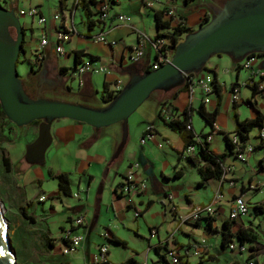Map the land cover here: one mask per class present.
<instances>
[{"label":"crops","instance_id":"1","mask_svg":"<svg viewBox=\"0 0 264 264\" xmlns=\"http://www.w3.org/2000/svg\"><path fill=\"white\" fill-rule=\"evenodd\" d=\"M13 1L2 0V6L5 8L12 6L16 9L17 5ZM74 1L66 0L60 9L59 0H52V4H49L48 7L44 6L43 0H28L27 8L36 7L39 13L46 17V21L44 25L33 24L30 17L28 23L21 24L24 34L22 53L25 57H29L44 32L47 35L48 43L42 49V59L47 68L54 72L59 67H65L68 70L74 65V52L81 51L83 53L81 58L89 54L95 57L93 60L97 63L108 66L110 73H102L100 76L101 84L104 83L106 88L110 89L115 79H120L125 83L127 71H139L154 61L155 51L151 46V41L156 35L163 38L171 51V45L181 41L185 35L181 32H173L172 29L177 22L180 20L182 27L195 30L200 26L205 14L208 13L207 5L210 3L219 4L222 0H113L109 2L106 19L101 23L94 24L90 29L86 27L81 10L74 7ZM95 7H91L93 13H95ZM19 9L26 10L25 7ZM59 10L63 13L62 22L65 24L68 20L67 17H64L66 12L72 13L70 19L77 32L63 43V54L54 51L53 43L57 21H54L51 15ZM77 10L80 13L81 27H77L74 23V14ZM162 10L164 12L160 19L166 25L157 28L154 12ZM169 11H172V15H169ZM117 15H124L125 19L123 21L116 20ZM95 17L96 14L92 16L93 19ZM100 30L105 32L107 39L116 40V44L109 46L84 37L88 33H96ZM135 47L140 48L142 53L136 61L128 62L125 55ZM263 58L264 56L256 55L247 68L239 66L236 69V62L227 55H212L207 59L204 70L197 75L209 73L214 76L212 90L204 95L198 87L194 86L192 92L182 91L173 100H170L169 104L174 107L171 112L178 115L179 118H182L183 111H188L190 130L193 134L198 136L210 132L207 146L214 155L225 151L223 134L232 135L234 132L233 112L236 113L239 120H242L253 118L256 111H259L263 114L262 127H264V78L261 77L263 69L259 68V63ZM98 74L84 73L79 77H74L70 87L73 89L87 87L91 97L96 92L95 81L100 79ZM78 80H81V83ZM250 81L255 83L254 92L249 84ZM232 88L236 89L234 100L231 98ZM217 97H219V105L211 128L204 123L196 112V108L202 103L206 111H213ZM203 98H206L205 102H203ZM160 101L168 102L163 95H155L154 113L159 119V123L144 128H151V136L145 139V143H141L144 145L140 146V152L128 153L126 163L121 168L118 165L114 174L109 176L107 174L109 169L105 170L102 186L104 188L105 181L109 178L111 199L108 204L101 202L98 205L97 217L88 221L85 212L82 211L83 202L78 201L77 205L70 206L65 201L64 195L57 192L56 187L49 193L52 198L49 212L52 214L55 211L54 201L61 205L65 211L62 224L59 225V228L62 226L60 230L77 213L83 215L84 222L76 229V232L83 236L79 249L85 252L86 264H90L91 256L96 251L97 245L101 243L107 247L108 264H122L128 258L133 259L132 264H171L167 255L164 254V258L157 255L155 247L158 245H163L162 247L166 251H173L179 261L177 264H246L248 250L254 253L258 264H264V205L262 204L264 202V165L259 164L260 158L264 155V142L259 143L257 139V127L252 128L248 133L244 146L249 144L252 146V150L244 154L243 160L237 159L233 152L227 153L222 163L224 167L222 176L201 180L193 164L182 153L184 147L182 133L172 130L158 117ZM167 114L170 113L167 111ZM50 132L51 142L47 147V150L50 148L49 158L53 160L54 157L64 160L70 158L76 170L74 172L75 177L77 175V180L76 183L71 181L69 172L65 170V163L58 165L54 163V166L51 164L46 170L47 174L48 172H66L70 180V190L73 184L78 191L89 190L96 181L94 174L89 169L98 166L99 171L109 164L106 152L95 151L93 153L87 150L98 134L96 130L85 123L59 118L52 121ZM150 141L157 144L161 153L154 155L152 144L146 146ZM159 143H161L160 147ZM115 149L116 142H113L109 145V151ZM16 162L17 171L25 172L28 165L23 161V158L20 157ZM131 162L138 163L135 177L145 180L147 184L140 194L134 196V206L132 207L135 208L127 206L125 198L113 192V188L122 181L126 167ZM33 178L36 182L39 181L38 177L34 176ZM17 179L16 183L18 182L17 185L19 184L20 187V178ZM200 181L202 183L199 185ZM82 182L84 185L79 187L80 184H83ZM216 192L220 193L221 198L216 202L215 210L211 216H201L196 221H182L193 207L206 205ZM73 193L75 192L71 190V195L67 197H71ZM96 196L99 201V193ZM168 196L171 197L168 198ZM234 196L243 197L249 205V212L236 219H229V205ZM78 197L79 195H77ZM44 200L40 202H44ZM147 203L150 204L145 208ZM254 205L258 207L254 208ZM133 209L140 211L138 216H134ZM70 213L76 214L71 216ZM100 215L102 217L101 230L96 232L100 241L96 242L93 249L86 252L87 237L91 232L93 222ZM151 229H154V233L150 236ZM238 229H244L253 234L255 240L243 242L248 247L245 252H229L223 246L221 238L224 233H229L230 240L236 242L235 232ZM104 231L108 232V236L105 238L102 236ZM129 235L134 238L132 243L127 241ZM112 237L125 241L126 247L112 241ZM57 241L59 244L56 246V241L50 239V250L61 252L60 235ZM249 247L253 249H249ZM193 248L199 250L200 256L196 257L191 253ZM112 249H119V255L114 259L112 258L114 257ZM162 252L161 248L160 253ZM60 264L70 263L63 261Z\"/></svg>","mask_w":264,"mask_h":264},{"label":"water","instance_id":"2","mask_svg":"<svg viewBox=\"0 0 264 264\" xmlns=\"http://www.w3.org/2000/svg\"><path fill=\"white\" fill-rule=\"evenodd\" d=\"M207 6L209 19L175 43L168 62L153 70L127 71V79L116 95L102 106L91 107L58 98L28 96L15 64L23 52L22 26L15 15V7L0 5V108L16 126L39 121L35 138L24 147L23 161L27 165H43L45 151L51 142V123L66 118L95 130L120 122L121 141L110 162L125 143L128 116L153 91H168L182 85L185 75L197 76L212 55L224 54L239 62L250 53L264 52V0H222ZM259 68L264 69V58ZM73 71L74 65L62 74L64 83L73 82ZM0 264H16L1 208Z\"/></svg>","mask_w":264,"mask_h":264},{"label":"rangeland","instance_id":"3","mask_svg":"<svg viewBox=\"0 0 264 264\" xmlns=\"http://www.w3.org/2000/svg\"><path fill=\"white\" fill-rule=\"evenodd\" d=\"M16 3L15 15L18 18L20 24L28 23L30 17L27 15H21L18 13L19 8L27 9L28 0H14ZM13 1V2H14ZM44 6L52 4V0H43ZM3 2L0 0V5ZM82 17V16H81ZM33 24L36 22V17L32 18ZM74 23L77 27H81L80 13L77 10L74 14ZM11 33L13 30L10 29ZM18 62L16 64V71L19 76H24L31 67V60L33 59L32 53L29 57H25L23 53L18 56ZM100 79L95 81L96 92L93 95L85 99H79L76 95L69 94H55L46 95L50 98H58L67 101L79 102L91 107H97L104 105L100 94L102 93V73L98 74ZM101 75V76H100ZM162 91H153L150 96L145 99L127 118V136L122 150L118 155L108 162V166L103 167L98 171V166L91 167L89 171L94 174L96 181L94 186L87 191L85 189H79L78 191L74 184L72 185V191L79 195L77 197L64 196L65 201L70 204V206L77 205V202H83L82 211L85 212L87 220L91 221L94 217H97L98 205L108 204L111 199V189H109L108 181H105L104 188L102 186L103 174L106 169H109L107 174L110 176L115 173L116 167L119 165L120 168L126 163L128 153L130 152H140V146L145 143L140 141L141 132L146 126L156 125L159 123V119L155 115V95H161ZM3 119L0 114V123L2 124ZM7 124V122H4ZM12 125V124H11ZM13 126V125H12ZM38 123L31 122L28 125L21 127L13 126L9 133H4V125H0V208L1 215L6 225V233L11 244V247L15 251L16 259L15 263L18 264H60L63 261H67L70 264H86L84 258L85 252L81 249L69 252L67 254H62L60 251H51L50 246L45 244L44 237L48 236L50 239L56 241V246L59 244L58 236H61L62 229L60 230L59 225L62 224V219L64 215V209L61 205L55 202V211L51 214L49 212V204L51 202V197L49 193L55 189L56 182L54 178L48 177L47 168L51 164L54 166L65 163L66 172H69V177L73 183H76L77 175L75 177V168L72 164L70 158L64 160L63 158L58 159L54 157L49 158L50 148L44 154V164L43 165H28L25 172L20 173L17 171L16 161L23 156L25 145L31 140V138L37 134ZM30 129V131H27ZM96 138L93 140L91 145L87 148L90 152H106L108 155V160L115 153L114 151H109V145L116 142V147L121 141V123L116 122L108 126H103L96 129ZM152 144V145H151ZM151 145L154 155L161 153V149L157 148V144H153L151 141L146 144ZM10 157L11 163H14L11 171H6L1 162L2 153ZM121 163V164H119ZM16 167V168H15ZM106 174V173H105ZM34 176L39 178V181L34 180ZM17 178H20V187L17 185ZM80 184L79 187L84 185ZM99 193V201H97V192ZM44 197V202L37 200L39 196ZM102 198V201H101ZM21 208L26 214L32 216V221L25 218L21 213ZM61 209H63L61 211ZM76 214V213H75ZM70 213L71 216L75 215ZM80 214V213H77ZM76 214V215H77ZM102 217L93 222L91 232L87 237L86 252L94 248L97 241L100 238L96 235L98 230H101ZM47 223V226H46ZM66 226V225H65ZM133 237H127V241L132 243ZM114 257L119 254V249H112ZM17 264V263H16Z\"/></svg>","mask_w":264,"mask_h":264},{"label":"built area","instance_id":"4","mask_svg":"<svg viewBox=\"0 0 264 264\" xmlns=\"http://www.w3.org/2000/svg\"><path fill=\"white\" fill-rule=\"evenodd\" d=\"M150 4V3H149ZM98 18L99 20L103 21L106 19L108 15V5L105 2H101L98 4ZM19 14L21 15H27L31 18L36 17V22L39 25H44L46 21V17L41 15L39 11L37 10L36 7H29L26 10H19ZM169 15H172V11H169ZM72 16V13L70 11L66 12L64 17H67V23L62 22V17L63 13L60 11H57L51 15V18L54 21H57V26L54 29V38H53V43H54V51L59 54H63V43L67 42L70 37L73 34H77L74 24L72 23V20L70 17ZM125 19L124 15H117L116 20L118 21H123ZM70 21V22H68ZM85 38L94 41V42H99V43H105L109 46H113L116 44V40L114 39H107L105 37V32L103 30L97 31L96 33H88L84 35ZM48 39L47 35L43 32L41 34V37L38 41V44L32 51L33 57L38 60V61H43L42 59V49L47 45ZM165 42L162 37L157 36L151 41V46L153 50L155 51L156 58L155 60L150 64V69H156L159 67L161 64H164L169 61L171 51L169 49L167 50L165 46ZM142 51L140 48L135 47L130 49L126 55L125 58L128 62H133L136 61L137 58L141 55ZM254 59V56L251 57H245L240 61V65L243 68H247L250 65V62ZM84 73H104V74H109L110 70L108 66L103 65L101 63H97L94 60L88 59L86 57L80 59V61L74 65V71H73V76L74 77H79L80 75ZM264 74V71H263ZM186 80H188V76L185 75ZM194 76L192 77V79ZM79 83H81V80H78ZM253 81H250L249 84H253ZM124 84L123 81L120 79H115L112 82V86L110 89H108V92H110L112 95H116V93L121 89L122 85ZM194 86L198 87L204 95H207L211 90H212V76L209 73L202 74L200 76H196L194 80L188 85L187 92H192V89ZM235 88H232V100L235 99ZM206 101V98H203V102ZM160 114L164 117L165 120H170L171 117L167 114L165 111V108H160ZM186 128L189 129L191 128L190 125H186ZM151 136V133H147L146 135L140 137V141L144 142L146 138H149ZM210 135H207L205 140H209ZM194 140L198 141L199 138L198 136H194ZM257 139L259 143L264 142V127H260L257 131ZM231 141L233 143H236L237 145V140L235 136H231ZM158 146H161V143L158 144ZM252 150L251 145H245L244 149L240 150L238 148V145L235 146V151H236V158L239 160L244 159V154L248 151ZM195 151V147L193 144H188L187 146L183 147L182 153L185 156H191L193 155ZM260 161L264 163V155L260 158ZM138 168V163L137 162H131L128 164L126 167V170L122 176V181L120 185L117 187L116 192L123 196L125 198L126 204L129 205L130 207L134 206V196L140 194L147 186L146 181L143 179H138L135 177V170ZM254 187V186H252ZM72 196L77 197L76 193H73ZM171 196H168L170 198ZM221 198L220 193L216 192L212 199L203 206H196L193 207L192 211L185 215L182 219V221L185 220H191L195 221L199 216H211L212 213L215 210L216 202ZM38 201H43L44 197L39 196L37 198ZM264 204V202H262ZM135 208V207H132ZM134 211V216H138L139 210L133 209ZM249 211L248 204L245 202L242 196H234L230 202L229 205V213H228V218L229 219H236L240 216L247 215ZM84 222V217L83 215L77 214L74 217L70 218L66 224L62 228L61 236L60 239L62 240V247H61V252L63 254H67L72 251H76L80 246L81 242L83 239L82 234L76 232V229L79 228ZM154 229L150 230V236L153 235ZM102 236L107 237L108 232L104 231L102 233ZM226 249L229 252H245L248 250V247L239 241L233 242L229 241L226 245ZM249 251V255H252V257H248L246 259V264H258L257 261L255 260V256H253V252ZM191 253L198 257L200 256V252L197 248H193ZM167 256L169 257L171 263L177 264L178 259L176 254L168 250L167 251ZM107 247L105 244L101 243L97 245L96 251L94 254L91 256V262L90 264H105L107 263Z\"/></svg>","mask_w":264,"mask_h":264},{"label":"trees","instance_id":"5","mask_svg":"<svg viewBox=\"0 0 264 264\" xmlns=\"http://www.w3.org/2000/svg\"><path fill=\"white\" fill-rule=\"evenodd\" d=\"M65 1L66 0H59V8L60 9H62ZM111 1H113V0H75L73 5L75 8H79L81 10L82 16L84 18V22L86 24V27H87V29H90V28H92V26L94 24L102 22L98 18V14H99L98 4L101 2H105V3H107L108 9H109V2H111ZM185 1H190V0H185ZM91 7L92 8L95 7V13L92 12ZM59 11L62 12L61 10H59ZM163 12H164V10H162L160 12H154L157 28L166 25V23L164 21H161V19H160V16L163 14ZM95 14H96V17H95V19H93L92 16H94ZM208 19H209V14L206 13L205 16L203 17L200 25H203L204 23H206V21ZM172 30H173V32H181L184 34H187V33L192 31L186 27H182L180 20H179V22H177L176 26H174ZM157 36H160V35H156L155 37H157ZM174 45H175V43L171 45V48H172L171 52L173 51ZM164 47L168 50L169 46L165 45ZM82 55H83V53L81 51H75L74 52V65L77 64L80 61V59H82L81 58ZM256 55L264 56V52L263 53H250L246 57H251V56L255 57ZM91 56L92 55L88 54V56L86 58L91 59V60L95 59L94 56H92V57ZM154 56H155L154 57V60H155L156 54ZM235 64H236V69H238L239 66H241L240 61L236 62ZM148 68H150V65H146V67L144 69L148 70ZM66 70L67 69L65 67H59L57 72H59L60 74H63L66 72ZM263 71H264V69H263ZM187 76H188V80H185L182 85L175 87V88H172L168 91H165V92L162 91L161 92V95H163V97H165V99L168 102H165V101L159 102L157 115L164 123H166L169 126V128L182 133V139L184 142V147L187 146L188 144L194 145L195 151H194L193 155L186 156V157H187V160L191 164H193V166L195 167L196 171L198 172V174L201 177V180H205V179L211 178V177L220 178L222 176V174L224 173V167H223L222 163H223V160H224V157L226 156V154L232 153V152L234 154H236L235 146H237V145H238V148L240 150L244 149V143H245L246 139L248 138L249 131L254 127H257V129L262 127L263 114H261L259 111H256V114L253 118L239 120L237 118L236 113L233 112V118L235 120L234 132L232 135H228L226 133L223 134L225 151H223L220 154L214 155L210 150H208V146H207L208 144H207V141L205 140L206 136L210 135V132L199 134L198 135L199 140L198 141L194 140L193 139L194 136H197V135H195L191 132V130H190L191 128H189V129L186 128V125H190V122L188 120V118H189L188 111H186V110L183 111L182 118H179L178 115H175V113L171 112L174 109V107L169 104L170 100H173L177 96L178 93L187 90L188 85L192 82L193 75L189 74ZM261 77L264 78V74ZM213 84H214V76H212V87H213ZM250 85H251L252 91L254 92L255 88H256L255 83L250 84ZM100 96H101V99L104 102V104H106L108 101H110L114 97V95H112L110 92H108V89L106 88L104 83L102 85V93L100 94ZM218 105H219V97H217L216 106H215L214 110L211 112L206 111L204 109L202 103H200L196 108V112L198 113V115L203 119L204 123L208 124L211 128H212V125H213V122H214V119H215V116L217 113ZM232 106L234 108V106H235L234 102H233ZM160 108H165V111L166 112L168 111V113H170L169 114V116L171 117L170 120L164 119V117L159 112ZM0 112H1V114H3L2 111H0ZM32 122L38 123V121H32ZM150 129H151L150 127L144 129L141 132V137L146 135L147 133H150ZM231 136L236 137L237 145H236V143H233L231 141ZM1 161H2L4 169L6 171H8L9 166H10V158L8 155L4 154V152L2 153ZM259 164L261 166L264 165V163H262L260 160H259ZM48 175L50 178L55 179L57 192H59L60 194H62L64 196H70L71 195L70 180H69L68 174L66 172H63V171H58V172H54V173L48 172ZM120 183L121 182L117 183L115 185V187L113 188V192L116 195H119L116 192V190H117V187L120 185ZM201 183H202V181H200L198 184L200 185ZM149 204L150 203H147L145 205V208H147L149 206ZM127 206H129V205H127ZM248 207H249V205H248ZM256 207H258V206L254 205V208H256ZM21 213L28 220H30V221L33 220L32 217L29 216L28 214H26L22 208H21ZM138 215H139V213H138ZM199 217H201V216H199ZM205 217H207V216H205ZM235 237L237 238V241H239L241 243H243L245 240H247V241H254L255 240V236L253 234L247 232L244 229H238L235 232ZM230 239H231V235L229 233H224L222 238H221V242H222L223 246H225L229 241H231ZM111 240L114 241L115 243L120 244L122 247H126L125 241H123L121 239H117L115 237H112ZM44 241H45L46 245L51 246V242H50V239L48 236L44 237ZM162 246L158 245L155 247L156 253H157V255H159L160 258H164V254L167 255V251H168V250L166 251V249L164 250V248ZM161 248L163 249L162 253H160ZM251 248L252 247H249V249H251ZM253 256H255L254 253H253ZM248 257H252V255L248 254L247 258ZM132 263H133V259L128 258L122 264H132ZM105 264H108V262ZM171 264H173V263H171Z\"/></svg>","mask_w":264,"mask_h":264},{"label":"flooded vegetation","instance_id":"6","mask_svg":"<svg viewBox=\"0 0 264 264\" xmlns=\"http://www.w3.org/2000/svg\"><path fill=\"white\" fill-rule=\"evenodd\" d=\"M11 34L14 35V33H11ZM17 62H18V59H16L15 64H17ZM18 77L22 82L24 91L31 98H36L38 96L46 97V95H52L53 93L55 94H60V93L65 94L66 93L69 95H76L78 97V100L89 97V92L87 90L88 89L87 87H84V88L79 87V88H74V89L71 88L70 83H67V84L64 83L65 80L62 74H60L57 71L56 72L51 71L49 68H47L44 65L43 61H38L34 57L31 60V67L29 71L24 76L18 75ZM0 111H2L1 108H0ZM1 115H2L3 122L2 124L0 123V125H4V133L5 132L9 133L12 127L16 125L13 122H11L5 116L4 113ZM4 122H7V124H5ZM16 127H21V126H16ZM27 131H30V129H28ZM33 139H34V136L31 138L29 142H31ZM12 166L13 165L10 160V166H9L8 171L12 170ZM13 252H14L15 259H16V255H15L16 253L14 250ZM16 263L18 264V262Z\"/></svg>","mask_w":264,"mask_h":264}]
</instances>
